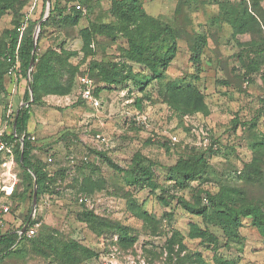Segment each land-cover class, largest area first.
Segmentation results:
<instances>
[{
    "label": "rangeland",
    "instance_id": "obj_1",
    "mask_svg": "<svg viewBox=\"0 0 264 264\" xmlns=\"http://www.w3.org/2000/svg\"><path fill=\"white\" fill-rule=\"evenodd\" d=\"M47 1L14 0V9L0 10L1 41L5 43L6 31L14 27L16 11L26 26L28 19L45 15ZM142 2L149 15L171 24L177 33L175 58L166 70L157 69L162 78L127 60L114 0H78L81 9L76 0H50V9L56 10L39 32L36 49L39 56L53 54L55 69L62 81L71 80L72 90L66 95L42 92L37 101L30 93L27 131L32 149L42 161L50 155L55 161L47 166L49 178L37 198V236L24 240L0 264H264V235L250 218L237 233L226 234L212 208L197 215L178 202L183 197L199 203L202 194L205 205L204 191L224 195L235 189L237 205L257 202L264 207V0ZM245 2L258 24L233 37L232 26L217 20L220 3L237 13ZM76 10L78 23L65 22ZM90 23L99 31L86 52L80 30ZM200 34L207 43L198 70L191 46ZM97 61L109 71L114 63H125L136 76L123 83L103 82L91 69ZM35 65L27 77L19 63L3 76L0 139L15 131V116L26 102ZM89 68L94 89L100 87L98 107L79 94L77 74ZM138 76L151 78L142 85L135 81ZM171 81L200 91L204 107L171 104ZM236 119L237 128L230 130ZM12 152L9 146L0 152V190L23 222L33 209L36 179L30 183ZM200 154L207 162L196 180L171 170L180 159ZM142 166L151 171L149 181L140 178ZM80 194L92 200L80 204ZM7 224L17 228L15 222ZM192 224L217 239L189 236ZM174 230L182 233V240ZM71 241L90 252L70 246Z\"/></svg>",
    "mask_w": 264,
    "mask_h": 264
},
{
    "label": "trees",
    "instance_id": "obj_2",
    "mask_svg": "<svg viewBox=\"0 0 264 264\" xmlns=\"http://www.w3.org/2000/svg\"><path fill=\"white\" fill-rule=\"evenodd\" d=\"M84 2H82L83 4ZM116 7L114 8V15L118 18L120 24V32L126 39L123 52L127 58L134 63L143 64L154 72L155 76L159 78L163 77V73L157 72L158 68L166 70L170 62L175 58L177 52V33L175 28L160 19L149 15L144 6L142 0H114ZM256 2H254V5ZM14 9V0H0V10ZM88 7V11H89ZM55 7L51 8L50 19L54 16ZM62 11V9H61ZM77 14L74 16H65V22L77 24L78 13L80 10H76ZM87 12V11H86ZM62 14V12H61ZM43 14L36 19H28L26 26L22 25L23 16L16 11L14 19V27L8 29L4 35L5 43L0 39V89L4 88L3 76L10 66H14L19 63L20 72L24 76H28L30 72V61L34 49V32L36 25L43 18ZM217 20L228 22L233 28V37L236 33H242L247 31H253L258 24L256 15L249 9L245 2V5L241 10L234 13L228 8L225 3H220V14ZM49 22V19L41 24L40 35L43 32L45 25ZM24 29H22V27ZM99 31V28L90 23L87 28L80 30L81 37L83 39V47L86 52L91 50V44L95 32ZM207 43V37L205 35H197L193 40L191 51L193 52V60L197 64V69L200 70V56L203 47ZM264 49V40L262 42ZM35 68L31 72L33 79L31 80L33 94L35 101L38 100L42 92L47 94H59L66 95L72 90L71 80L67 82L62 81L60 74H58L54 65V56L51 53L46 52L44 55L39 56L37 49H35ZM91 69L97 70L100 75V79L103 82L109 84L123 83L135 76L132 74L131 66L125 63H114L111 70H107L104 64L101 62H92ZM87 74L93 78L92 72L89 69H85L77 74L80 79L82 75ZM144 77H136L137 84H146L151 77L143 81ZM100 87L94 89V94L99 97ZM168 100L171 104L184 109H200L204 107V97L195 88L179 85L176 81H171L167 85ZM31 98L29 87L25 93V104L18 110L15 116V131L10 134H4L0 139L7 146L11 147V152L15 150L16 159L25 168V174L27 175L30 183L36 179L37 198H40L44 184L49 178V170L47 166L54 163H48L47 159H42L35 155L33 146L28 137V122L31 113V105L29 104ZM142 100L138 99L137 104L142 107ZM261 116L253 117L254 124H257ZM239 120L233 121V127L230 130H235L238 126ZM246 123V122H245ZM24 137L23 144L19 142V138ZM17 147L15 148V144ZM1 152V151H0ZM13 153V152H12ZM101 155L105 153L100 152ZM205 155H196L188 160L180 159L178 163L172 166L175 173L184 176L188 181L196 180L206 166ZM141 180L149 181L151 177V171L147 167H140ZM207 195V204H203L202 194L198 196L199 203H192L189 200L180 197L179 204L191 213L197 215H205L209 208L214 211L215 219L221 225L226 234H235L238 229L243 226L244 220L250 218L251 224L259 229L262 235H264V207L260 203H244L237 205L233 200L235 196L232 193L237 192L235 189L230 190L227 194L213 193L212 191H204ZM239 192V190H238ZM3 194V193H2ZM4 195V194H3ZM81 196H87L86 194H80ZM85 204V203H80ZM12 208V203H11ZM29 213L25 215V219L15 229H3L0 226V259H4L12 251L18 248L24 240L34 237H27L23 235L20 237L17 232L22 226L29 220ZM173 213H170L167 217L171 220ZM35 221H40L39 216H36L35 220H31L30 224ZM175 237L182 238V233L178 230H174ZM210 235L213 240L217 237H213V233L208 230H202L198 225L192 224L189 230V236L191 237H204ZM37 236V235H36ZM70 246H78L87 252H90L86 247L79 246L74 241L69 243Z\"/></svg>",
    "mask_w": 264,
    "mask_h": 264
},
{
    "label": "built area",
    "instance_id": "obj_3",
    "mask_svg": "<svg viewBox=\"0 0 264 264\" xmlns=\"http://www.w3.org/2000/svg\"><path fill=\"white\" fill-rule=\"evenodd\" d=\"M77 2V8L81 9L82 6L80 3ZM79 94L84 99L87 101L89 104H91L94 107H98L100 105V100L99 97H97L94 94V82L93 80L87 75H82L79 79ZM8 146L0 141V151H3L7 149ZM54 158L50 155L47 157L48 163H52ZM1 189V186H0ZM92 199L88 196H81L79 198L80 203H85L88 204ZM12 212L11 208V203L8 201L7 198L2 194V191L0 190V226L2 228H5L7 224V216ZM36 219V212L31 213L30 218H29V224L28 227L26 228L25 232H21V229H19L17 232L19 233L20 237L23 235L27 237H34L38 234V229L40 226V221H35L33 224H30L31 220ZM23 227V226H22Z\"/></svg>",
    "mask_w": 264,
    "mask_h": 264
},
{
    "label": "water",
    "instance_id": "obj_4",
    "mask_svg": "<svg viewBox=\"0 0 264 264\" xmlns=\"http://www.w3.org/2000/svg\"><path fill=\"white\" fill-rule=\"evenodd\" d=\"M50 16V0L47 1V11L44 15V17L42 18L41 21L38 22L36 30L34 32V49H33V53H32V57H31V61H30V71L35 63V49H36V39L39 35L40 29H41V24L44 20H46L48 17ZM29 90L30 93L33 94V88H32V84H31V79L29 81ZM22 144H23V140H22ZM35 197H34V205H33V209H32V213L35 212L36 210V206H37V183L35 181ZM29 224V220L23 225V227L21 228V232H25L26 228L28 227Z\"/></svg>",
    "mask_w": 264,
    "mask_h": 264
},
{
    "label": "crops",
    "instance_id": "obj_5",
    "mask_svg": "<svg viewBox=\"0 0 264 264\" xmlns=\"http://www.w3.org/2000/svg\"><path fill=\"white\" fill-rule=\"evenodd\" d=\"M9 150V149H8ZM8 166V168H11V167H13L12 165H8V162H6L5 163V166ZM35 212H36V216H39L38 215V208H36V210H35ZM31 213H32V210H31V212H30V215H31ZM26 215V214H25ZM25 215H24V217H25ZM21 216H14V214L11 212L8 216H7V223L9 222V223H13L14 224V222L15 223H17L16 224V226L17 227H19V225L22 223L21 222ZM10 226L7 224V226H5V229H8Z\"/></svg>",
    "mask_w": 264,
    "mask_h": 264
}]
</instances>
